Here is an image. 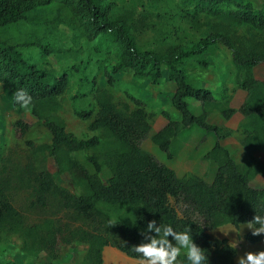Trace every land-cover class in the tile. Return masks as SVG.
Segmentation results:
<instances>
[{"label":"trees","instance_id":"obj_1","mask_svg":"<svg viewBox=\"0 0 264 264\" xmlns=\"http://www.w3.org/2000/svg\"><path fill=\"white\" fill-rule=\"evenodd\" d=\"M17 1L0 0V86L13 99L21 89L31 96L27 111L50 141L36 145L27 140L32 127L22 120L15 122V140L25 142L26 152L0 158V243L15 239L21 252L33 258L44 253L48 261L42 264H59L60 243L87 246L82 264H105L108 247L139 261L131 250L141 242L138 229L143 231L147 220L156 219L177 231L190 226L194 242L208 253L210 264H236L238 249L210 232L226 226L238 230L248 225L254 209L260 213L264 205V187L252 185L264 179V164L251 155L245 163H238L221 145L236 137L247 152L264 151V80H258L255 72L264 65V9L257 11L232 0H180L186 18L198 29L209 28L210 38L189 49L175 45L145 51L139 33L149 18L125 8L127 0H39L34 6H19ZM168 1L160 0L164 8L169 7ZM53 4L78 21L82 39L99 41L113 56V75L131 71L135 79L159 85L168 72V80L176 86L172 105L180 118L164 113L168 124L151 141L173 160L174 145L194 128L214 134L217 141L204 155L216 167L212 183L195 174L179 177L141 147L151 135L155 115L134 96L116 102L109 71L91 80L85 99L88 109L76 112L80 119L92 122L90 130L98 135L81 139L67 129L57 114L68 94V76L51 78L25 59V45L4 40L21 25L34 24V9ZM213 45L231 52L237 89L248 94L238 110L230 107L232 97L227 90L216 96L193 87L181 66ZM43 51L49 54L47 46ZM191 99L201 103L200 115L190 110ZM216 113L226 121L239 113L246 122L231 131L209 123ZM49 159L55 162L56 174L48 169ZM63 175H69L73 192L57 181ZM21 192L27 199L20 198ZM245 240L251 245L262 242L251 232Z\"/></svg>","mask_w":264,"mask_h":264},{"label":"rangeland","instance_id":"obj_2","mask_svg":"<svg viewBox=\"0 0 264 264\" xmlns=\"http://www.w3.org/2000/svg\"><path fill=\"white\" fill-rule=\"evenodd\" d=\"M232 1L245 6H253L257 11L264 9V0ZM37 2L39 0H18L17 4L34 6ZM168 2L170 5L167 8L171 11L169 10L164 18H158L167 9L160 0H127L125 2V8L135 9L138 15L149 18L147 24L140 27L139 38L143 50L163 51L175 45L189 49L210 38L209 28L198 29L191 20L186 18L185 12L181 11L182 7L179 6L180 0H169ZM31 14L35 17L34 24L21 25L18 31L9 34L4 40L17 46L25 45L23 46L25 59L36 64L51 78L68 76V94L62 99V107L57 115L66 123L67 129L81 139H90L98 135L90 130L92 122L80 119L76 112L88 109L85 99L91 89V80L96 76H103L105 71L113 75L115 59L107 53L106 49L101 48L99 41L89 42L82 39L78 21L71 17L67 10L61 9L58 4H53L48 9H34ZM44 46H47L49 54L43 51ZM181 66L186 68L189 82L193 87L210 90L216 96L227 92V95L232 97L231 108L240 109L248 99L247 92L237 89L232 54L221 45L211 46L203 55L184 62ZM255 72L258 80H264V65L259 66ZM113 77L114 86L110 90L116 102L124 101L127 95H131L144 102L148 111L155 115L151 135L142 142L141 147L151 153L160 163L169 168H175L179 177L185 173L196 174L204 177L207 182H212L215 169L211 171L202 157L213 147L210 135L214 134L194 128L179 138L174 145L175 158L173 160L168 159L151 141V136L168 124L164 113H168L174 119L180 118V114L172 105L176 86L168 80V72L165 71V76L159 85L152 84L148 79L137 80L131 71L121 72ZM224 90L227 91L224 92ZM188 102L194 114L202 113V106L198 101L191 99ZM18 120L32 127L27 140L34 141L36 145L50 141L45 129L38 125L31 113L16 107L13 96L3 86H0V158L9 153L26 152L25 142L15 140L14 124ZM217 122H219V117L213 120V123ZM245 122L243 117L241 123L236 121V126L239 128ZM250 155V152L246 151V160ZM262 156L264 158V154ZM236 157L239 161L242 160L245 157L244 151H238ZM48 169L56 174L57 168L54 160L49 159ZM57 181L63 187L74 191L69 175L59 176ZM254 185L264 187V180H257L253 183ZM20 198L27 199V194L21 192ZM247 226L243 225L238 230L233 226H226L210 233L217 238L227 239L232 246L238 249V256L244 255L245 252L264 251V242L251 245L245 240V235L250 232ZM59 249L61 256L59 264H82L88 251L87 246H64L62 243L59 244ZM108 257L107 254L105 264L106 261L110 264ZM112 258L118 259L116 256ZM0 260L1 264H42L47 262L48 258L44 253L38 254L36 258L24 255L21 252L20 243L12 239L0 243ZM119 261L122 264H139V261H132L126 257Z\"/></svg>","mask_w":264,"mask_h":264},{"label":"clouds","instance_id":"obj_3","mask_svg":"<svg viewBox=\"0 0 264 264\" xmlns=\"http://www.w3.org/2000/svg\"><path fill=\"white\" fill-rule=\"evenodd\" d=\"M31 99L21 89L15 93L14 102L29 110ZM254 211L255 215L248 222L247 229L253 237H259L264 242V205L261 206L260 213L255 209ZM138 234L142 238L141 242L133 245L131 250L136 254L139 264H210L208 253L194 242L190 226L177 231L171 225L150 219L143 226V231L141 227L138 229ZM236 264H264V251L245 252L236 258Z\"/></svg>","mask_w":264,"mask_h":264},{"label":"crops","instance_id":"obj_4","mask_svg":"<svg viewBox=\"0 0 264 264\" xmlns=\"http://www.w3.org/2000/svg\"><path fill=\"white\" fill-rule=\"evenodd\" d=\"M200 103V102H199ZM201 104V103H200ZM232 104H233V101H232ZM232 109H238V108H232ZM200 115V114H199ZM241 114H239V113H237L236 115H234L230 120H228V121H226V120H224L220 115H217V114H213L210 118H209V123L210 124H212V125H216V126H218V127H224V128H226V129H229V130H231V131H236L237 129H238V126H236V121L238 122V123H241V121H242V118H243V116L241 115ZM215 117H219V122H217V123H213V120H214V118ZM241 117V118H240ZM210 137H211V141L213 142V144L215 145V143H216V141H215V138H214V135H210ZM213 145V146H214ZM221 145L222 146H224V147H226L232 154H233V157L236 159V161L238 162V163H241V164H243V163H245L247 160H246V149H244L243 147H242V145L239 143V141H238V139L236 138V137H230V138H228V139H225V140H223V141H221ZM240 152V151H244V154H245V157L242 159V160H238L237 159V157H236V153L237 152ZM250 154L254 157V158H256L260 163H262V164H264V158H263V156H262V154H264V151H261V150H252L251 152H250ZM202 160L203 161H205L204 160V156L202 157ZM206 163H207V165L210 167V169H211V171H212V169H215V173H216V167L214 166V165H212V164H210V163H208L207 161H205ZM171 169H173L176 173L178 172L175 168H171ZM188 173H185V175H187ZM178 175V174H177ZM185 175H183V176H185ZM196 175V174H195ZM179 176V175H178ZM183 176H181V177H183ZM215 176V175H214ZM204 178V177H203ZM215 178V177H214ZM214 178H213V180H214ZM213 180H212V182H213ZM257 180H262L261 178H259V179H257ZM256 180V181H257ZM264 180V179H263ZM206 181V180H205ZM212 182H210V183H212ZM255 182V181H254ZM253 182V183H254ZM209 183V182H208ZM253 185V184H252ZM254 187H255V185H254ZM256 187H258V188H261L262 186H256ZM107 254L109 255V257H108V262L110 263V264H122L119 260H123L124 259V257H126L127 259H129V260H132V261H134L133 259H130V258H128L127 256H125L123 253H121L120 251H118V250H116V249H114V248H106L105 250H104V262H105V256H107ZM112 256L114 257V256H116V258H118L117 260L116 259H114V258H112ZM107 259V258H106ZM116 261H118V262H116ZM136 261V260H135ZM106 264H107V261H106Z\"/></svg>","mask_w":264,"mask_h":264}]
</instances>
